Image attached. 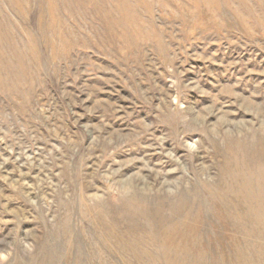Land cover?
Masks as SVG:
<instances>
[{
    "label": "rangeland",
    "instance_id": "rangeland-1",
    "mask_svg": "<svg viewBox=\"0 0 264 264\" xmlns=\"http://www.w3.org/2000/svg\"><path fill=\"white\" fill-rule=\"evenodd\" d=\"M0 264H264V0H0Z\"/></svg>",
    "mask_w": 264,
    "mask_h": 264
}]
</instances>
